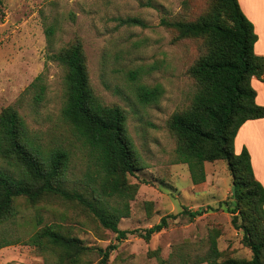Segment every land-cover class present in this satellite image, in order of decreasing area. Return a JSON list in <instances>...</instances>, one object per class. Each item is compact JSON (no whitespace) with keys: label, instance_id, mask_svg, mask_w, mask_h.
<instances>
[{"label":"rangeland","instance_id":"rangeland-1","mask_svg":"<svg viewBox=\"0 0 264 264\" xmlns=\"http://www.w3.org/2000/svg\"><path fill=\"white\" fill-rule=\"evenodd\" d=\"M211 0H2L0 5V113L12 106L25 120L33 142L43 153L57 148L69 155L64 186L93 198L100 177L83 139L62 113L66 101L65 68L51 58L77 37L83 43L91 84L106 104L121 106L127 129L137 150L139 168L127 175L137 186L129 200V217L119 227L149 228L167 214L184 207L208 209L191 219L178 214L162 231L145 239L138 233L122 241L106 229L83 204L55 195L32 203L15 200L18 215L6 231L16 242L0 248V264H55L58 255L42 251L29 238L43 227L76 237L89 249L81 264H101L102 251L111 243L106 264H208L196 263L218 235L222 259L248 260L252 251L243 242V229L232 224L228 207L234 206L233 176L226 160L206 161V180L195 184L189 167L176 162L177 136L169 127L171 116L188 109L197 90L190 68L205 51L200 39L178 38L176 29L162 23L194 20ZM137 18L141 24H124ZM55 29L50 39L47 27ZM41 76L45 86L29 89ZM160 85L157 102L143 103L141 86ZM0 167L15 169L0 159ZM16 172V171H15ZM110 205H121L107 197ZM238 224H242L239 219ZM67 261V258L65 259ZM68 262V261H67Z\"/></svg>","mask_w":264,"mask_h":264},{"label":"trees","instance_id":"trees-1","mask_svg":"<svg viewBox=\"0 0 264 264\" xmlns=\"http://www.w3.org/2000/svg\"><path fill=\"white\" fill-rule=\"evenodd\" d=\"M2 0H0V5ZM124 24H141L137 18L122 19ZM162 23L177 30L178 38L200 39L205 51L189 70L197 85L191 106L174 113L170 129L177 136L176 162L189 167L193 183L206 180V161L226 160L233 176L236 199L228 210L232 224L243 229V242L252 251L248 260L233 257L222 259L217 237L212 235L209 249L195 262L208 264H264V186L255 177L247 148L235 152V138L247 120L264 117V106L256 102L257 92L252 86L254 76L264 74V56L254 50L258 35L238 0H211L209 9L194 20ZM46 33L51 39L52 26ZM66 70V101L64 118L90 149L100 182L93 187V198L64 186L69 155L57 148L43 153L30 137L28 126L18 110L12 106L0 113V159L15 171L0 167V248L13 244L6 226L15 224L18 210L15 200L25 197L32 203L45 195L75 200L88 208L101 224L122 241L129 234L138 233L145 239L162 231L169 219L178 214L191 219L208 209L191 211L184 207L177 214L161 217L149 228L127 230L119 227L121 218L129 217V200L135 197L137 186L128 182L127 175L139 168L137 150L127 129L125 110L117 104H106L91 84L84 46L79 37L51 55ZM29 89L40 101L45 86L38 76ZM163 90L160 85H141L137 95L143 103L157 102ZM107 197L117 198L121 205H110ZM239 219L242 224L239 225ZM29 243L42 251L47 248L58 255L55 264H81V256L89 249L76 237L53 227H43L29 238ZM117 243L102 251L101 264H106ZM67 258V261L65 260Z\"/></svg>","mask_w":264,"mask_h":264},{"label":"crops","instance_id":"crops-1","mask_svg":"<svg viewBox=\"0 0 264 264\" xmlns=\"http://www.w3.org/2000/svg\"><path fill=\"white\" fill-rule=\"evenodd\" d=\"M238 1L258 35L254 45L255 53L264 56V0ZM252 86L257 92L256 102L264 106V74L262 78L254 76ZM244 147L250 153L255 177L264 186V117L247 120L240 127L235 138V152L240 153Z\"/></svg>","mask_w":264,"mask_h":264}]
</instances>
